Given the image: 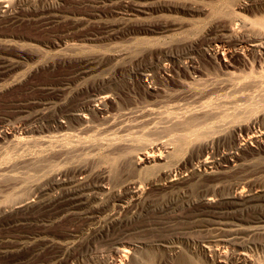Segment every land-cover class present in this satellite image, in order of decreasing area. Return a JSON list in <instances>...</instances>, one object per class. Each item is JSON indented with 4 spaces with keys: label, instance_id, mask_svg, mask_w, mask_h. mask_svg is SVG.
I'll list each match as a JSON object with an SVG mask.
<instances>
[{
    "label": "rangeland",
    "instance_id": "1",
    "mask_svg": "<svg viewBox=\"0 0 264 264\" xmlns=\"http://www.w3.org/2000/svg\"><path fill=\"white\" fill-rule=\"evenodd\" d=\"M50 1L55 4L57 2L56 5L58 7L48 11L47 6L51 3ZM126 1L128 0H0V4L8 5L9 8L8 13L0 17V119L3 117V113L11 111L15 106L29 107L27 112L22 115L25 121L31 118L35 110H51L54 106H58L61 103L60 101H56V104L36 106L38 102L47 103L51 100L48 92H57L66 97L77 92L87 83L113 78L121 70L144 69L146 67L157 69L164 65L172 66L173 63L167 59V52L181 49L182 46L184 47L196 41H200L197 50L180 60H183V62L191 61L189 65L192 64V71H195L196 75L210 78L218 83L225 82L226 84V82H229V84L224 85L225 88L219 85L213 95L214 101L220 105L222 104V109H225L226 126L232 120L233 114L256 109L257 106L255 104L259 100L258 98L264 99V95L261 96V92L264 93V63L262 68L253 64L254 66L249 68L237 66L230 71L226 70L220 66V62L206 54L207 45L201 41V38L209 31V28L224 16L227 6L237 0H188L185 2L184 0H144L143 2L149 6L147 8L150 10L138 16L131 15L133 13L131 11L132 8L127 7L128 3ZM256 4L254 3L250 10L242 12V15L248 20L250 19V21H255L256 19L264 20V15L260 8L255 6ZM158 5L159 7H157ZM174 5L194 6L205 12L196 15L182 10L167 9V6ZM147 25H154L161 29L154 31L142 30V27ZM234 26L235 31H239L236 22H234ZM4 62H8L12 68L5 70ZM85 63L95 69L97 67L96 72L85 79L77 80V70ZM250 70L255 72L251 74ZM258 72H262V74ZM233 74L235 75L232 76ZM241 74H245V77ZM157 75L155 81L148 83L140 82L137 77L120 78L118 81L119 85L117 84L114 88L115 101L111 104L113 105L112 123L105 124L103 119H92L91 124L89 123L92 131L88 134L95 137L85 142L93 148L79 152L80 155L66 166V168L70 167L69 169H71L79 164L80 161V163H94L92 174L83 181L88 183L94 179L99 180V182H93L92 188H94L92 191L90 190L92 193L96 192L99 198L97 202L103 201L111 194L125 191L128 181H124L126 177H121L114 166L123 158V155L133 157L140 149L153 146L155 135L142 130L140 126L138 127L143 117L132 116L131 118H125L123 114L129 109L138 111L148 105L156 106L176 94V87L167 83L160 75ZM240 78L242 79L240 80ZM251 78H256L254 79L255 81L261 79L256 82L258 84L257 87L259 86L258 89L253 87L257 90L256 92L249 86L251 81L255 83ZM246 79L248 82L250 81V83L246 84L249 89L248 86L244 87L246 86L244 85L247 81ZM243 82L244 86L241 89H248L249 91L244 89L246 92L248 91L247 93L245 91L240 92L242 91L240 86H242L241 83ZM148 85L155 88L153 95L147 92ZM250 90L252 91L250 92ZM239 99L240 102L237 103ZM255 99L256 103L253 102ZM241 100L244 101L241 102ZM259 106L260 110H264V103H259ZM242 121L237 119L234 122L241 123ZM85 125L87 126V124ZM76 127L80 129L82 126L79 127L77 125ZM48 135L46 131L43 133L31 132L24 134L25 139H20L17 134L15 139H11L14 143L11 141L5 144L1 143L2 148H0L2 150L0 149V153L3 155L0 154V157L2 156L0 169L8 170L7 168L9 167L10 170L15 167L14 172L11 174L23 176L25 169H19L21 174H19L17 169L25 159L36 158L40 153L46 155L50 151V147L41 149L39 146L42 141L47 139ZM19 139L22 143L18 141ZM73 140L75 139H70L69 142ZM15 142H19L21 145ZM9 143L12 144L10 145ZM17 145L18 147L20 146L19 149L16 147ZM41 150H43V153ZM219 151L221 153L225 152V154L234 153L235 147L232 143L225 142V145L221 146ZM14 154L16 155L14 156ZM188 154L189 151L185 157ZM6 156L7 158L10 157V159H6ZM181 157L184 158V155L180 154L176 157H171L169 164ZM249 162H247L248 165L246 164L249 168L247 170L242 171V167H237L234 170L222 173L223 169H221L220 172L218 171L213 175H203L202 177L194 175L188 182L174 186L161 179V173L165 169L163 162L147 165V168L130 173V180L137 182L142 187L140 196L131 200L130 198L125 199L115 204L111 212L108 211V213L87 224L73 217H66L65 219V217L63 218L48 210L49 208L47 207L54 202L55 196L62 188L50 183V173L35 174L36 177H33L34 179L32 178L29 181L30 183L28 182L29 185L26 182L20 188L11 191L7 190L8 192L5 188L7 180H1L3 185L1 184L0 186V205H3L7 201L5 198H9V196L13 198L18 195H25L31 187H35L37 184L48 185L45 186L47 195L45 194L42 199L49 201L41 199L40 204L46 206L42 211L34 210L31 214H26V217L23 216L24 219L21 222L17 223L16 226L13 225L15 227H10L17 228L18 225V229L24 231L22 238L20 236L21 239L15 237L9 229L5 228L6 226L4 228L0 226V253L5 250L8 254H3H7L9 257L6 260L0 254L2 259L0 264H5V262H9L17 256L24 257L20 262L21 264H108L98 258H92L90 253L83 254L81 252L86 250L87 241L92 238L98 229H106V219L110 214L113 217L115 216V219L118 218L123 222H134L130 226L129 232H127L128 243L126 245L133 249L132 258L137 260L136 264H236L233 263L232 259L227 260L226 263H220L217 260L213 261V259L204 254L192 242L194 239H199L202 234L188 229L183 224L171 222L172 214L161 215L160 213L152 212H150L151 214H146L142 209L150 204L161 205L171 197L183 192H187L189 198H194L201 190L213 187L215 183L207 182L206 180L217 176L223 178L222 185H225V191H230L235 186H241L245 190H248L250 185L253 184H255V187L264 186V173L260 174L257 172L261 165H264V155L262 157L255 156ZM2 170H0L1 173ZM34 180L35 182H33ZM98 186H103L105 189ZM196 186L200 187L199 191L195 190ZM114 208L117 209L115 210ZM45 210L48 211L46 212ZM164 223L169 226L171 224V227L173 225L180 237H171V231H168L169 228L167 229L168 226H165ZM26 229L29 231L27 232ZM7 230L10 232L8 235L6 234L8 233L6 232ZM37 230H41L43 233H37ZM253 239V243H249L240 249L247 252L250 256L251 261L248 264H264V238L253 237ZM3 242L9 247H3ZM12 244L14 247H12ZM168 245L169 247H178L179 252H171L169 248H166ZM225 245L230 258L236 256V249L239 248L226 243ZM100 249L104 250L102 247ZM26 252L27 256L25 255Z\"/></svg>",
    "mask_w": 264,
    "mask_h": 264
},
{
    "label": "bare ground",
    "instance_id": "2",
    "mask_svg": "<svg viewBox=\"0 0 264 264\" xmlns=\"http://www.w3.org/2000/svg\"><path fill=\"white\" fill-rule=\"evenodd\" d=\"M143 1L144 0L126 1L128 3L127 7L129 6L132 8V16L145 14L150 10L147 8L149 6ZM185 1L188 0H184V2ZM50 2L49 5L47 4L48 6L46 5L48 11L58 7V5H56L57 2L56 4L52 3L53 1ZM254 3L258 4L255 6L259 7L264 15V0H237L232 2L230 6H227L228 8L225 10L224 16L218 19L213 26L211 25L212 27L209 28V31L201 38V41L207 45V49L205 50L206 54L212 59L220 62V66L226 70L230 71L237 66L249 68L253 67V64L257 65L259 68L263 67L264 20L256 19L255 21H250V19L248 20L242 15V12L250 10ZM157 7H159V5ZM167 9L182 10L189 14L196 15L205 12L194 6L187 7L185 5L167 6ZM8 11V5L0 4V17L4 14L6 15ZM51 17L53 16L51 15ZM234 22L237 23L239 31H235ZM159 29L161 28H157L154 25L142 27V30L145 31ZM199 42L200 41H196L184 47L182 46L181 49L167 52V59L169 62L171 61L173 63L172 66L164 65L157 69L146 67L144 69L136 68L121 70L116 73L113 78L101 79L89 84L87 83L77 92L69 94L66 97L57 92H48V96H50L49 99L51 100L49 102L46 101L47 103L38 102L36 106L56 104V101H60L61 103H59L58 106L51 108V110L40 109L39 111L35 110L36 112L33 111V114L31 113V118L26 121L23 119L24 117H22V115L27 112L29 107L15 106L11 111L3 113V117L0 119V144H5L6 142L11 141V139H15L17 134L20 139H22L24 138L25 133H43L46 131L49 135L39 146L41 149L50 147V151L46 155L40 153L36 158H29V156V159L27 160L24 158L25 161L21 164L19 163L20 166L17 170L19 172L20 168H24L26 170H24L26 175H12L11 173L14 172L15 167H12L13 169L10 167V170L9 167L7 168L8 170L0 169L2 170V173L0 171V186L1 184L3 185V181L1 180L6 179V191H11L20 188L22 185H25L26 182L28 183L33 177H36L35 174L43 175V173H50V183L56 187L62 188L55 196L54 202L47 207L49 208L48 210L50 212L53 211L63 218L65 217V219L66 217H73L87 224L108 213V211L111 212L115 204L122 202L125 199L130 198L131 200L140 196L142 187L137 182L130 180V173L142 170L145 167L147 168V165L163 162L162 164H164L165 169H163L161 173V179L164 182L169 183L171 186L181 185L184 182H188L194 175L202 177L203 175L216 174L218 171L220 172L221 169H223L221 171L222 173L234 170L237 167H242V171L249 169L247 162H249L250 159L255 156L262 157L264 155V110L259 109V103L263 104L264 99L261 100L262 98H258L261 101L257 100V104H255L257 106H255L256 109L233 114L232 120L229 121L226 126L225 109H222V104L220 105L214 101L213 95L217 91L219 85L224 86L229 84V82H226V84L225 82L218 83L210 78H203L200 75H196V72L192 71V64H190L191 66L189 65L191 61L183 62V60H180L181 58L188 57L192 52L196 51ZM10 67L11 65L8 62H4L5 70ZM96 69L88 63H85L77 70V80L89 77L96 72ZM248 71L249 70H247V72ZM254 72L255 71L251 74ZM258 73L262 74V72ZM157 74L163 77L167 83L176 87V94L174 93L175 95L171 96L169 100L165 98L167 101H162V103L156 106L148 105L144 108L141 107L142 109L138 111L129 109L123 114L125 118H131L132 116L143 117V120L138 127L140 126L142 130L155 135L153 146L140 149V151L133 157L123 155V158H121V160L114 166L116 172L120 174L121 177H126L124 181H128V184L125 186V191L111 194L107 196L106 199H103V201L101 200L100 202H97L99 198L96 192L92 193L91 191L94 188H92L93 182H99V180L94 179L88 183H84L83 181L92 174L94 163H80V161L79 164L71 169H69L70 167L66 168V166L71 164V162H73L72 160L80 155L79 152L93 148L85 142L95 137L88 134L92 131L91 126L89 125V123L92 122V119H103L105 124L109 122L112 123L113 105L111 104L115 101L114 88L117 86L119 79L122 77H137L140 82L148 83L155 81ZM234 75L235 74L232 76ZM243 76L245 77V74ZM238 77L240 76L238 75ZM231 78L233 79V77ZM242 78H240V80ZM251 79L254 80L256 78ZM240 80L238 79V81ZM260 80L261 79L258 81ZM258 81H255V83L251 81V83H253L251 84L250 81L248 82L247 80L245 84L244 82L241 83L242 86H240V89L248 83H250V88L254 87L255 89H258L259 86L257 87L258 84L256 83ZM247 86L248 85L244 87ZM147 88L149 94H152L155 91V88L149 85ZM254 88L253 90H255ZM244 89L246 88H243V90L241 89L242 91L240 92L242 93L243 91L246 92V90H248ZM251 91L252 90H250V92ZM256 91L257 90H255V92ZM261 93V96L264 95L263 92ZM251 95L253 96V94ZM250 96H248V98ZM220 97L222 98V96ZM256 99L255 101H253L254 99L252 101L256 103ZM242 101L244 100H241V102ZM238 102H240V99L239 101L237 100V103ZM34 108L36 109L35 105ZM223 108L225 107L223 106ZM237 119L243 121L241 123L234 122ZM85 124H87V126ZM77 125L79 127L85 125V127L78 129V127H76ZM20 139L18 141H21ZM70 139L75 140L69 142ZM11 142L14 143L13 141ZM225 142L233 144L235 147L234 153L225 154V152L221 153L219 151L220 147L225 145ZM20 143H22V141ZM1 146L2 144L0 147ZM16 147H18V145ZM42 151L43 150H41V152ZM188 151L189 154L185 157ZM180 154L184 155V158L181 157L169 164L171 157H176ZM15 155L16 154H14V156ZM7 156L6 159H10V157L7 158ZM257 172L260 174L264 173L263 164ZM19 174L21 173L19 172ZM222 179L223 178L217 176L206 180L207 182L215 184L209 189L201 190L194 198H189L187 192H183L171 197L161 205L150 204L145 206L142 211L146 214L150 212L160 213L161 215L172 214L173 218L171 222L183 224L188 229L202 234L199 239L191 241L196 247L198 246L204 254L213 259V261L217 260V262L226 263L227 260L232 259L233 263L236 264H248L251 261L250 256L240 248L247 246L249 243H253V237L264 238V186L255 187V184H253L250 185L249 189L247 188L248 190H245L241 186V188L235 186L230 191H225V185H222ZM33 182H35V180ZM45 186L48 185L45 184ZM45 186L37 184V186L31 187L25 195H18L13 198L9 196V198H5L7 200L4 202L5 205L3 203V205H0V226L3 228L6 226L5 228L9 229L15 237L20 238L21 236L22 238L24 231L18 229V225L17 228L10 227H15L17 223L24 219L23 216L26 214H31L34 210L42 211V209L46 207L40 204L41 199L44 198L43 196L46 194L47 188ZM98 187L105 189L103 186ZM199 189V186L195 187L196 191H199ZM44 200L47 201L46 199ZM112 212L114 213V211ZM109 216H107L108 218L106 219V229H98L97 232H95V230L92 238L89 239V241L86 240V250L81 253H90L92 254V258H98L108 264H136L137 260L132 258L133 249L126 245L128 243L127 232H129L130 226H132L134 222H123L118 218L115 219L116 217L111 216V214ZM164 225L168 226V231H171V237H180L173 225L172 227L171 224L169 226L167 223H164ZM6 232H8V230ZM10 232L6 234L8 235ZM37 233L41 234L43 232L37 230ZM12 241L10 242L12 243ZM225 243L239 248L236 249V256L230 258ZM13 244L12 247H14ZM3 245V247L8 246L5 243ZM101 247L104 250H101ZM166 248H169L173 253L179 252L178 247H169L168 245ZM3 253L7 252L4 250V252L0 253L1 256L7 260L9 258L7 256L8 253ZM26 254L27 252L25 255ZM23 259L24 257L17 256L12 260L10 259L11 261L8 260L9 262H5V264H21L20 262ZM0 260H2L1 257Z\"/></svg>",
    "mask_w": 264,
    "mask_h": 264
}]
</instances>
